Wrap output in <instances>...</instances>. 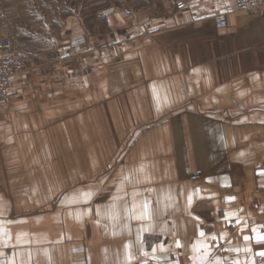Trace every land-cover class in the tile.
<instances>
[{
	"label": "crops",
	"instance_id": "crops-1",
	"mask_svg": "<svg viewBox=\"0 0 264 264\" xmlns=\"http://www.w3.org/2000/svg\"><path fill=\"white\" fill-rule=\"evenodd\" d=\"M132 6L105 31L0 9V38L33 58L0 102V264H252L264 252V11Z\"/></svg>",
	"mask_w": 264,
	"mask_h": 264
},
{
	"label": "rangeland",
	"instance_id": "rangeland-1",
	"mask_svg": "<svg viewBox=\"0 0 264 264\" xmlns=\"http://www.w3.org/2000/svg\"><path fill=\"white\" fill-rule=\"evenodd\" d=\"M141 1L147 0H0V9L5 7L8 10L6 17L11 15V12L16 13V22L31 21L33 18L44 16L56 23V16L59 15L83 20L86 26L105 31L108 29L109 15L131 12L135 9L132 3L137 5ZM32 59L31 56L30 60L29 54L26 68L33 62Z\"/></svg>",
	"mask_w": 264,
	"mask_h": 264
},
{
	"label": "built area",
	"instance_id": "built-area-1",
	"mask_svg": "<svg viewBox=\"0 0 264 264\" xmlns=\"http://www.w3.org/2000/svg\"><path fill=\"white\" fill-rule=\"evenodd\" d=\"M240 10L264 11V0H232ZM185 3L179 1L177 8L184 7ZM214 26L218 29L226 28L228 25L225 13H217L213 17ZM29 61V52L19 46H15L8 37L0 38V102L8 99V85L13 75L25 70ZM196 170L190 174L194 180L200 176ZM252 264H264V255H256Z\"/></svg>",
	"mask_w": 264,
	"mask_h": 264
},
{
	"label": "snow or ice",
	"instance_id": "snow-or-ice-1",
	"mask_svg": "<svg viewBox=\"0 0 264 264\" xmlns=\"http://www.w3.org/2000/svg\"><path fill=\"white\" fill-rule=\"evenodd\" d=\"M146 211H147V205H145V213H146ZM245 239H248V237H245ZM257 239L264 240V235L257 237ZM177 246H179V241H177ZM259 254L264 255V252L259 253Z\"/></svg>",
	"mask_w": 264,
	"mask_h": 264
},
{
	"label": "bare ground",
	"instance_id": "bare-ground-1",
	"mask_svg": "<svg viewBox=\"0 0 264 264\" xmlns=\"http://www.w3.org/2000/svg\"><path fill=\"white\" fill-rule=\"evenodd\" d=\"M190 180H192V179H190ZM195 180V179H194Z\"/></svg>",
	"mask_w": 264,
	"mask_h": 264
}]
</instances>
